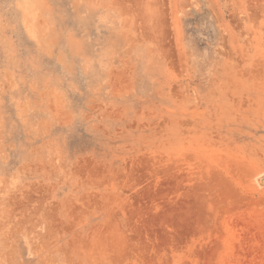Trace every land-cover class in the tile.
<instances>
[{
    "label": "rangeland",
    "instance_id": "374dc122",
    "mask_svg": "<svg viewBox=\"0 0 264 264\" xmlns=\"http://www.w3.org/2000/svg\"><path fill=\"white\" fill-rule=\"evenodd\" d=\"M0 264H264V0H0Z\"/></svg>",
    "mask_w": 264,
    "mask_h": 264
}]
</instances>
